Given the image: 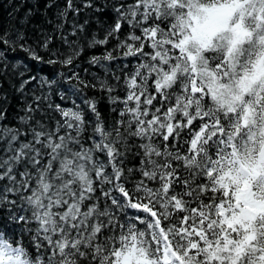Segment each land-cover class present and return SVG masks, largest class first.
Returning <instances> with one entry per match:
<instances>
[{"label":"snow or ice","instance_id":"6c2138e0","mask_svg":"<svg viewBox=\"0 0 264 264\" xmlns=\"http://www.w3.org/2000/svg\"><path fill=\"white\" fill-rule=\"evenodd\" d=\"M105 5L112 22L86 47L118 40L89 60L127 61L115 84L92 85L116 117L74 100L48 104L53 124L44 89L58 81L31 64L10 71L6 53L72 66L84 46L64 35L69 13ZM33 17L0 25V264H264V0H65L53 26L67 50L45 29L32 47ZM89 22L71 35L87 36ZM8 89L31 92L16 123Z\"/></svg>","mask_w":264,"mask_h":264},{"label":"trees","instance_id":"16d2710c","mask_svg":"<svg viewBox=\"0 0 264 264\" xmlns=\"http://www.w3.org/2000/svg\"><path fill=\"white\" fill-rule=\"evenodd\" d=\"M57 7L51 9H45V0H40L39 11L36 10V0H0V25L5 28L12 29L14 26H21L24 24V19L28 15V9H32L34 14L32 24L24 28L27 33L28 43L32 47H37L38 42H42L43 37L38 29H45L47 34H54L56 39L52 43L54 49L67 50V45L61 43L60 34L57 29L53 26L55 16L58 11L62 10L65 6V0H55ZM74 3L78 7H82V0H74ZM99 4H104L105 0H98ZM105 12L103 14L97 13L94 9H83L79 16H75L73 13H69L67 17V23L64 25V35L69 40L79 41L84 46L83 53L74 61V65L69 67H63L60 64L47 65L37 64L28 59L27 53L22 51L20 48L15 50L9 49L7 51L8 60L7 63L11 66L10 71H18L21 67L31 64L34 69H41L44 78H51L58 81V86L53 85L56 88V92H51L48 89H44L48 95V99L44 101V108L48 116L52 117L51 123H55V120L59 118V114L55 113V109H49L48 104L53 105L60 104L63 107H73V101L75 100L81 107L86 108L84 105L85 99H94L97 101V106L102 114V117L111 124L116 117V113L112 111V105L109 104L107 94L99 87L93 88V84H98L99 81H105L107 83L115 84L116 82L112 79L113 74H120L122 66L127 63L124 59L119 57V52H116L117 59L111 62L102 60L99 65H93L89 63L92 56H103L106 51H113L117 44V39H111L107 45H97L92 48L86 47L88 41L92 36L103 38L104 29L100 22L104 25L110 24L113 19V12L107 9L105 5ZM53 19V24L46 23L47 19ZM89 19L87 27V36L84 33H79L73 37L71 31L73 29L74 21L78 20L81 24L85 19ZM129 32L127 25H125L123 31L119 34V40L125 39ZM40 54L44 55V50L39 49ZM47 59V57H45ZM132 61L129 64L126 71H131L136 64L134 58H129ZM75 72L79 75L80 80L88 83L87 87H83L75 80H68L67 77ZM11 82L9 81V84ZM7 88V86H6ZM32 91H36L35 88ZM67 93V99L62 100L61 94ZM8 94V121L9 123H16L18 115H23V109L25 103H31V92L27 96H20L19 94H13L10 89L7 90ZM123 95V93H120ZM44 115V113H41ZM48 122L47 120L45 121ZM89 134H91V128H89ZM134 161L129 162V166ZM6 212L2 215L6 216Z\"/></svg>","mask_w":264,"mask_h":264}]
</instances>
